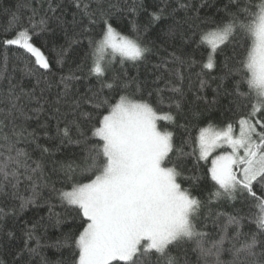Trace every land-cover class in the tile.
<instances>
[{
  "label": "snow or ice",
  "instance_id": "obj_1",
  "mask_svg": "<svg viewBox=\"0 0 264 264\" xmlns=\"http://www.w3.org/2000/svg\"><path fill=\"white\" fill-rule=\"evenodd\" d=\"M0 11L8 17L0 28V238L17 239L7 219L42 205L61 228L44 245L37 229L45 218L25 221L18 256H39V264H264V0L222 8L152 0L151 10L144 0H16ZM164 19L171 24L161 31L180 47L159 56L148 30ZM57 31L58 72L35 43ZM154 52L160 75L150 88L127 66ZM13 60L34 84L16 79ZM196 68L199 91L205 77L218 81L211 101L196 95L203 111L184 108L185 73L190 85ZM220 97L234 118L202 120ZM222 203L232 211L214 208ZM43 247L61 258L49 260Z\"/></svg>",
  "mask_w": 264,
  "mask_h": 264
},
{
  "label": "trees",
  "instance_id": "obj_2",
  "mask_svg": "<svg viewBox=\"0 0 264 264\" xmlns=\"http://www.w3.org/2000/svg\"><path fill=\"white\" fill-rule=\"evenodd\" d=\"M145 4L149 7V10H151L152 0H144ZM210 4H214L215 7H223L224 3H227V0H208ZM16 3V0H0V10H2L5 7H13ZM215 9H205L204 11H214ZM74 11V9L69 8L67 19L71 20V12ZM8 17L5 16L2 11H0V28H2L6 22ZM139 23L141 26H143L147 22V15L141 14L138 18ZM128 24V18H125L123 20V25L127 26ZM171 24L170 19H164L162 21L156 22L155 25H153L148 30V36L150 39H152L157 49H159V56L166 55V52L163 49H167V51H173L174 49H178L180 47V41L175 40L171 41L166 38L164 35V32L161 30L166 28L167 25ZM125 31H127V28H125ZM3 38V33L0 32V39ZM35 43L37 46H43L42 50L45 51L47 55L52 57V63L53 68L57 72L59 71L56 63H55V52L52 51L56 46L64 43L63 34L59 31H57L55 34L51 33H42L39 37L35 38ZM14 50V49H13ZM3 49H0V53H2ZM22 51V50H21ZM11 55V52L9 53ZM27 54H25V57ZM13 62L17 63V71L15 73L16 79L21 80L25 86H31L35 83L33 78L25 77L23 76V73L19 71V68L23 67L22 64L19 62H16L13 60ZM159 62V57L157 54H151L149 55L148 61L139 64L137 67H132L130 64L127 66L129 74L136 76L139 75V79L142 82H146L148 87H155L156 85L153 84V81L155 80L156 76L160 75V72L157 71L155 68H153V65ZM74 67V65H73ZM10 69H11V63H10ZM67 70V65L65 66V71ZM199 68H196L193 70L192 73V79L191 84L189 85V80L187 79V76L189 73H185L186 79L184 81V89H185V103L184 108L187 110L189 107L192 108H198L199 110L205 109V104L203 101H196L195 97L196 95H201L207 97L209 101L213 99V97L216 95L213 89L217 87L218 81H212L209 77H205V79H208L209 83L204 88V90L201 92L199 91V81L195 77V72H198ZM87 83H95L94 79L86 82L81 83V91L84 90V85ZM160 87L163 86V81L160 82ZM190 87V90H189ZM228 106V100L224 97L219 98V104L216 105L212 111L204 112V116L201 118L202 120L206 121L207 119H212L216 123H221L222 121H226L228 119H233V113L227 111ZM43 119V117H42ZM32 124V127H36L37 122L32 121L30 122ZM54 121L52 122L54 126ZM40 143L44 144L46 143V140L42 137L40 140ZM73 151H78V149L75 148H69L65 150V153H70ZM38 155V153H37ZM56 159H63V155L60 153H57ZM202 164V170L206 168L208 165H205L203 162ZM49 167L51 165L49 164ZM57 177L53 176V179L55 180ZM60 185L57 184V187ZM199 194V193H198ZM206 195V193H205ZM42 205V202H41ZM215 209L220 211H232V207L226 203H222L219 205L214 206ZM57 211H61V209H57ZM41 217H44L45 219L41 221V226L37 229V235L41 237V244H50L51 242L55 241L58 237L61 236V228H57L53 226V222H49L47 219V207L46 206H40V207H30L25 212L21 214V216L17 219L9 218L6 221V224L4 227L6 230L13 231L16 234L17 239L9 242L7 238H0V264H39L40 257H31L27 252L23 253V256H18L17 253L19 250L23 247V241L19 239L22 235L21 228L24 226V222L27 221L29 224L34 221H39ZM68 227L70 225L65 224L62 226L64 231H67ZM32 246H35V241H32ZM41 253L43 256L48 258L49 260H58L61 258V253L57 251L55 248L51 247H43L41 249ZM65 256L67 253L64 254Z\"/></svg>",
  "mask_w": 264,
  "mask_h": 264
}]
</instances>
